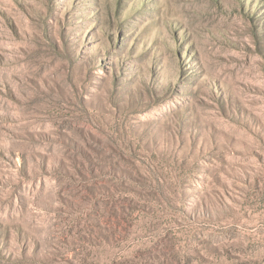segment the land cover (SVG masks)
<instances>
[{
  "label": "rangeland",
  "instance_id": "obj_1",
  "mask_svg": "<svg viewBox=\"0 0 264 264\" xmlns=\"http://www.w3.org/2000/svg\"><path fill=\"white\" fill-rule=\"evenodd\" d=\"M0 264H264V0H0Z\"/></svg>",
  "mask_w": 264,
  "mask_h": 264
}]
</instances>
